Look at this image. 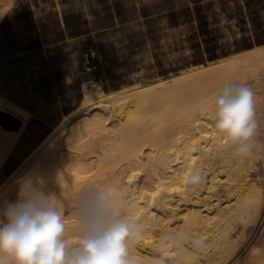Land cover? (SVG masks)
Returning a JSON list of instances; mask_svg holds the SVG:
<instances>
[{
	"label": "bare ground",
	"instance_id": "obj_1",
	"mask_svg": "<svg viewBox=\"0 0 264 264\" xmlns=\"http://www.w3.org/2000/svg\"><path fill=\"white\" fill-rule=\"evenodd\" d=\"M14 1L2 0L0 21ZM233 82L255 93L258 147L243 160L212 119L216 95ZM88 83L75 111L0 185V202L15 199L22 177L42 179L71 233L79 191L113 186L127 218L143 226L138 264H264V45L144 85ZM0 111L22 119L18 131L0 123L1 168L29 111L2 95ZM195 169L204 182L193 192Z\"/></svg>",
	"mask_w": 264,
	"mask_h": 264
},
{
	"label": "rangeland",
	"instance_id": "obj_2",
	"mask_svg": "<svg viewBox=\"0 0 264 264\" xmlns=\"http://www.w3.org/2000/svg\"><path fill=\"white\" fill-rule=\"evenodd\" d=\"M193 1L15 0L0 21V26L6 22L0 32L2 41L12 34L22 46L33 36L43 46L35 54L21 50L0 59V95L29 111L23 132L0 168V185L75 111L84 96V82L90 83V89L97 85L105 90L128 88L213 62H194L200 58L194 56L189 41L195 22L173 26L167 16L171 10L194 6ZM210 1L217 13L215 25L222 28L225 39L231 38L235 27L228 25L233 21L222 12L220 0H203ZM2 7L0 0V15ZM65 16L72 24L79 23L82 34L70 38L66 31L65 41L52 43L56 29L66 26ZM90 55L99 66H89Z\"/></svg>",
	"mask_w": 264,
	"mask_h": 264
},
{
	"label": "clouds",
	"instance_id": "obj_3",
	"mask_svg": "<svg viewBox=\"0 0 264 264\" xmlns=\"http://www.w3.org/2000/svg\"><path fill=\"white\" fill-rule=\"evenodd\" d=\"M214 103L217 133L238 158L252 157L258 147L253 90L229 83ZM203 182L200 169L187 177L193 192ZM125 207L116 187L86 185L77 194L70 233L67 210L57 194L46 191L42 179L22 177L15 199L0 202V264H138L132 250L141 242L143 226L127 218ZM69 235L74 237L71 242Z\"/></svg>",
	"mask_w": 264,
	"mask_h": 264
},
{
	"label": "trees",
	"instance_id": "obj_4",
	"mask_svg": "<svg viewBox=\"0 0 264 264\" xmlns=\"http://www.w3.org/2000/svg\"><path fill=\"white\" fill-rule=\"evenodd\" d=\"M233 1L230 5L229 2ZM194 6L171 10L167 16L171 25L195 22V32L189 36L194 56L200 57L194 62L201 64L207 61L226 57L234 52H241L258 45H264V0H220L222 12L226 14L229 22L233 21V36L225 39L222 28L216 26V12L213 10V1L203 2L194 0ZM150 22V20H147ZM5 20L0 26V32L4 29ZM64 28H57V35L52 43L65 41L80 36L79 23L69 21L65 16ZM69 31V34H66ZM89 32V31H87ZM0 35V59L18 53L19 51H33L34 54L42 51V41L31 36L30 42L20 46L12 34H6L2 41ZM164 73V72H163Z\"/></svg>",
	"mask_w": 264,
	"mask_h": 264
},
{
	"label": "water",
	"instance_id": "obj_5",
	"mask_svg": "<svg viewBox=\"0 0 264 264\" xmlns=\"http://www.w3.org/2000/svg\"><path fill=\"white\" fill-rule=\"evenodd\" d=\"M89 66H99L97 60L91 55L89 56ZM0 123L7 129L18 131L22 126V119L8 111H0Z\"/></svg>",
	"mask_w": 264,
	"mask_h": 264
}]
</instances>
